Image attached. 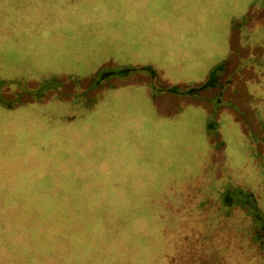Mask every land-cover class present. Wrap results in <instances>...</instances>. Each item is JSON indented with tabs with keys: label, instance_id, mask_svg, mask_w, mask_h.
Wrapping results in <instances>:
<instances>
[{
	"label": "rangeland",
	"instance_id": "374dc122",
	"mask_svg": "<svg viewBox=\"0 0 264 264\" xmlns=\"http://www.w3.org/2000/svg\"><path fill=\"white\" fill-rule=\"evenodd\" d=\"M0 193V264H264V0H0Z\"/></svg>",
	"mask_w": 264,
	"mask_h": 264
},
{
	"label": "flooded vegetation",
	"instance_id": "af4514ba",
	"mask_svg": "<svg viewBox=\"0 0 264 264\" xmlns=\"http://www.w3.org/2000/svg\"><path fill=\"white\" fill-rule=\"evenodd\" d=\"M55 176L58 179L57 183H63L69 185V179L66 177V174H62L58 170H54ZM56 179V180H57ZM6 204V199L3 197V195L0 193V207Z\"/></svg>",
	"mask_w": 264,
	"mask_h": 264
},
{
	"label": "trees",
	"instance_id": "16d2710c",
	"mask_svg": "<svg viewBox=\"0 0 264 264\" xmlns=\"http://www.w3.org/2000/svg\"><path fill=\"white\" fill-rule=\"evenodd\" d=\"M96 76V75H95ZM99 78V77H98ZM98 81H97V79H95L94 80V83H97ZM91 84V83H90ZM206 85V84H205ZM207 85H209V84H207ZM67 190H71V189H67Z\"/></svg>",
	"mask_w": 264,
	"mask_h": 264
}]
</instances>
